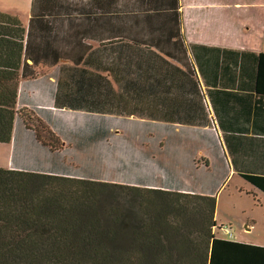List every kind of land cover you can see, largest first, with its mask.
<instances>
[{"label":"crops","instance_id":"obj_1","mask_svg":"<svg viewBox=\"0 0 264 264\" xmlns=\"http://www.w3.org/2000/svg\"><path fill=\"white\" fill-rule=\"evenodd\" d=\"M0 11L61 55L21 79L17 95V108L52 128L59 148L39 145L17 119L11 141L0 142L1 167L92 176L75 174L76 161L97 160L89 155L113 143L118 169H131L136 185L217 196L237 180V192L264 198L243 176L264 177V0H0ZM246 25L256 34L243 41Z\"/></svg>","mask_w":264,"mask_h":264},{"label":"trees","instance_id":"obj_2","mask_svg":"<svg viewBox=\"0 0 264 264\" xmlns=\"http://www.w3.org/2000/svg\"><path fill=\"white\" fill-rule=\"evenodd\" d=\"M57 57L30 25L0 11L1 143L11 141L16 116L26 125L35 116L17 108L20 80ZM258 57L256 88L264 94V53ZM205 106L220 145L217 121ZM35 118L39 127L28 125L35 138L42 139L39 128L52 138ZM243 176L264 192L263 176ZM215 208L214 193L0 166V264H264V246L216 235L223 227Z\"/></svg>","mask_w":264,"mask_h":264},{"label":"rangeland","instance_id":"obj_3","mask_svg":"<svg viewBox=\"0 0 264 264\" xmlns=\"http://www.w3.org/2000/svg\"><path fill=\"white\" fill-rule=\"evenodd\" d=\"M250 14H255V12L250 9ZM243 19L244 18H242V20ZM248 25L244 27V31L240 35V39L243 41L250 40L256 34L255 31L247 28ZM17 118L19 119V117H15V123L18 122ZM30 118L31 119L28 121V125L30 123V126L38 128L39 126L35 121V116L30 115ZM43 124L52 130L53 137L51 138L49 134L39 128L38 130L40 131V137L46 141V143H44L41 141L42 139H38L37 141L41 143L39 145L44 147H49V145H52V148H59L61 140L54 134L53 129L50 128L44 121ZM28 125L26 127L30 128ZM115 138L116 135L111 137L113 141L117 142ZM112 140H110V143ZM114 146L115 145L111 143L109 146V154L94 151L92 155H89L95 157L97 160H77L76 164L74 165V173L78 175L91 170L93 171V177L96 178L103 176V179L135 184V177L133 176L131 169H118L117 162H115L113 158L114 154L112 153ZM101 148L103 147L100 145V149ZM94 149H96V147H94ZM28 160H30L29 162H32L33 158H28ZM127 163L130 164L129 161H127ZM204 173L206 176H208V171H204ZM239 182L240 181L233 180L231 183L225 186L223 190L221 189V191L216 196L215 220L217 223H223L228 227L227 229H221V231L220 229H216V235L223 237L225 234L224 237H226L227 233L229 234L231 232L234 233V236L231 237L234 239L238 237V235L244 234V241H256L259 243H264V198L257 194L256 196H253L252 194H246L244 190L249 187H245V189L241 192H237V190H235V185L236 183L241 185ZM224 225H222V227ZM247 226H250V228H247Z\"/></svg>","mask_w":264,"mask_h":264},{"label":"built area","instance_id":"obj_4","mask_svg":"<svg viewBox=\"0 0 264 264\" xmlns=\"http://www.w3.org/2000/svg\"><path fill=\"white\" fill-rule=\"evenodd\" d=\"M214 122H215V121H214ZM212 129L216 132L215 123H214ZM217 136L219 137V134H218V133H217ZM219 139H220V138H219ZM223 228L227 229L228 227L224 225Z\"/></svg>","mask_w":264,"mask_h":264}]
</instances>
